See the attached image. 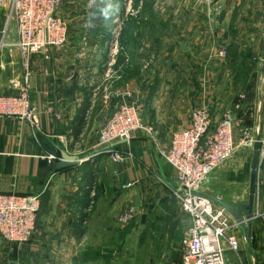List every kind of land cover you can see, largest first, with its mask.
I'll return each instance as SVG.
<instances>
[{"label": "crops", "instance_id": "crops-1", "mask_svg": "<svg viewBox=\"0 0 264 264\" xmlns=\"http://www.w3.org/2000/svg\"><path fill=\"white\" fill-rule=\"evenodd\" d=\"M210 1H174L176 35L165 40L163 55L152 62L153 72L142 77L141 84L134 72L130 78L127 56L120 63L126 75L120 76L121 26L76 23L73 8L80 0H63L65 45L47 58L35 55L30 61L29 99L38 128L17 118H0V193L40 198L36 229L28 243L14 246L0 237V264H104V257L111 256L109 262L113 252L106 250L103 239L110 233L113 240L110 230L122 205L141 209L142 219L158 206L160 216L174 220L170 237L180 238L181 229L176 231L175 225L181 219L185 226L187 217L171 198L175 172L160 154L172 134L189 127L193 109L210 112L211 129L229 115L235 151L221 175L228 189L237 191L218 197L233 205L246 202L252 148L242 146L241 140L244 133L264 140V0ZM219 10L221 22L212 28L207 13ZM255 28L254 35L244 34ZM230 31L234 37H229ZM15 41V32L0 41V94L10 92L9 81L22 75ZM232 45L237 46L235 52ZM222 47L224 57L218 55ZM125 93L139 108L143 130L115 146L130 154L115 164L94 152L100 127ZM57 148L78 156V165L56 171ZM49 154L56 156L50 164ZM105 187L113 192L104 205L98 192ZM254 212L251 240L245 241L238 230L242 264H264L263 149Z\"/></svg>", "mask_w": 264, "mask_h": 264}, {"label": "built area", "instance_id": "built-area-1", "mask_svg": "<svg viewBox=\"0 0 264 264\" xmlns=\"http://www.w3.org/2000/svg\"><path fill=\"white\" fill-rule=\"evenodd\" d=\"M8 8L7 20L13 22L15 47L22 70L20 78L9 81L10 92L0 94V118H17L38 128L37 114L29 99L30 61L35 55L45 58L61 48L68 39L67 26L58 16L61 0H0ZM213 13L209 12V18ZM215 28L213 23H209ZM222 47L218 55L224 57ZM264 67V61H263ZM116 111L102 124L97 135L94 155H103L111 163H123L130 154L114 144L128 141L143 130L138 106L125 93ZM212 117L207 109H193L189 127L172 134L168 148L161 153L163 161L175 172L171 195L180 212L187 217L180 238V264H242L238 228L231 218L201 189L208 176L224 164L235 151L232 122L223 115L211 129ZM255 138L247 133L242 146L252 147ZM264 150V140L260 148ZM49 154L47 163L55 160ZM40 209L38 195L0 193V237L8 244L20 246L32 238Z\"/></svg>", "mask_w": 264, "mask_h": 264}, {"label": "rangeland", "instance_id": "rangeland-1", "mask_svg": "<svg viewBox=\"0 0 264 264\" xmlns=\"http://www.w3.org/2000/svg\"><path fill=\"white\" fill-rule=\"evenodd\" d=\"M174 1L80 0L79 5L73 8V12H76L75 14L77 15L74 18V22H82L85 23V26H92L93 28L99 23L104 24V27L107 26V29L111 27L120 28L121 26L119 36L122 50L119 49V73L121 77L126 75L125 66L122 67L120 63L124 56H127L130 63L129 76L131 78L134 72L138 82L139 77L141 79L146 75L151 76V72H153L151 69V66H153L152 62L163 55L165 40L176 35ZM210 2L208 0V4ZM8 12V8L0 5V41L2 37L4 41L7 36L15 32L13 22L7 20ZM209 12L207 13V22H212L216 27L221 22L222 11L219 10L216 14L213 13L212 18H209ZM58 16L62 23L67 26V20L63 15V0H61ZM243 23L247 27L245 20ZM256 32L257 29L255 28L244 32V34L253 33L254 35ZM109 33L107 32L106 34ZM239 33L241 34L242 32ZM79 34L80 32H76V37H79ZM230 36L234 37V33L231 31L229 32ZM80 38H83V35ZM127 44H129V51ZM220 44L225 45V43ZM232 46L230 48L231 52H235L237 46ZM256 50L258 52V48ZM256 56L259 59V54ZM132 66L134 71L131 69ZM252 67L254 70L255 66ZM252 67L248 68L247 66L246 68L251 70ZM125 80L127 79L125 78ZM140 82L144 84V80L141 79ZM224 164L208 176L202 186V194L215 198L228 190V193L237 191L236 189H228V185L221 175V169L225 166ZM112 192L111 187H105L101 192H98L104 200V205L112 198ZM171 198H173L172 195ZM140 210L134 205H122L118 216L115 214L117 222H113L112 231L110 230L114 235L113 240H110V233H108L109 238L104 237L105 239H103L106 250L113 252L110 260L112 263L108 262L111 256H106L103 259L104 264H180L182 255L180 238L186 225L183 226L182 220L179 218L180 220H177L175 230L178 231L177 227L181 229L180 238L177 235L176 238L170 237L169 232L174 228V220H170L169 216H160L161 211L158 206L152 207L151 214L144 219L139 217ZM107 224L108 221H105V227Z\"/></svg>", "mask_w": 264, "mask_h": 264}, {"label": "water", "instance_id": "water-1", "mask_svg": "<svg viewBox=\"0 0 264 264\" xmlns=\"http://www.w3.org/2000/svg\"><path fill=\"white\" fill-rule=\"evenodd\" d=\"M264 25V17H263ZM181 49L186 52L187 47L184 43L180 44ZM126 140L118 141L114 146L125 144ZM59 161L55 164L54 168L56 171L65 168H70L78 165L79 158L75 155L68 154L65 150L57 148ZM260 154V138L256 137L252 146L250 174L248 182V195L246 202H242L236 205L229 204L220 199V197L210 198L211 201L223 210L233 221L235 226L240 230L243 239L245 241L251 240V228L255 218V191H256V175L257 166ZM9 264H14L13 262Z\"/></svg>", "mask_w": 264, "mask_h": 264}, {"label": "trees", "instance_id": "trees-1", "mask_svg": "<svg viewBox=\"0 0 264 264\" xmlns=\"http://www.w3.org/2000/svg\"><path fill=\"white\" fill-rule=\"evenodd\" d=\"M39 141H42L41 139H39ZM57 154H58V152H57Z\"/></svg>", "mask_w": 264, "mask_h": 264}, {"label": "clouds", "instance_id": "clouds-1", "mask_svg": "<svg viewBox=\"0 0 264 264\" xmlns=\"http://www.w3.org/2000/svg\"><path fill=\"white\" fill-rule=\"evenodd\" d=\"M107 12V10H105Z\"/></svg>", "mask_w": 264, "mask_h": 264}, {"label": "bare ground", "instance_id": "bare-ground-1", "mask_svg": "<svg viewBox=\"0 0 264 264\" xmlns=\"http://www.w3.org/2000/svg\"><path fill=\"white\" fill-rule=\"evenodd\" d=\"M127 152V151H126ZM80 159V158H79Z\"/></svg>", "mask_w": 264, "mask_h": 264}]
</instances>
